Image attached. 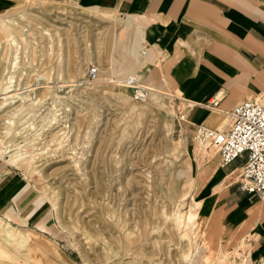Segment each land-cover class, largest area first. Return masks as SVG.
Segmentation results:
<instances>
[{
	"label": "rangeland",
	"instance_id": "obj_1",
	"mask_svg": "<svg viewBox=\"0 0 264 264\" xmlns=\"http://www.w3.org/2000/svg\"><path fill=\"white\" fill-rule=\"evenodd\" d=\"M106 11L73 0H16L0 11V87L17 97L3 106L0 95V160L18 174L15 195L0 205V264H188L193 247L172 214L192 197L203 201L204 161L215 148L199 164L201 146L180 117L186 104L150 98L169 74L133 52L121 16ZM132 74L142 98L126 81ZM210 116L219 128L231 121ZM209 212L205 204L208 264L239 263L246 236L222 235Z\"/></svg>",
	"mask_w": 264,
	"mask_h": 264
},
{
	"label": "crops",
	"instance_id": "obj_2",
	"mask_svg": "<svg viewBox=\"0 0 264 264\" xmlns=\"http://www.w3.org/2000/svg\"><path fill=\"white\" fill-rule=\"evenodd\" d=\"M15 1L0 0V11ZM73 1L123 13L120 28L131 38L133 52L145 48L141 55L151 65L161 62L171 78H161L153 88L186 104L183 112L190 127L219 126L211 113L227 116L225 111L243 98L264 103V0ZM172 83L173 93L170 87L165 89ZM210 100L217 101V108L207 106L212 105ZM242 161L243 156H238L221 166L215 149L204 161L200 194L222 235L242 230L251 258L264 262V199L239 188ZM17 183L16 170L0 160V205L15 195ZM214 184L219 185L215 190Z\"/></svg>",
	"mask_w": 264,
	"mask_h": 264
},
{
	"label": "built area",
	"instance_id": "obj_3",
	"mask_svg": "<svg viewBox=\"0 0 264 264\" xmlns=\"http://www.w3.org/2000/svg\"><path fill=\"white\" fill-rule=\"evenodd\" d=\"M123 16V13H119ZM142 52L145 53L144 49ZM99 69L96 65L87 68V75L91 80L96 79ZM135 89V96H145L144 88L136 84L135 75L126 78ZM217 108L216 100H210ZM231 121L224 127H211L203 123L193 126V139L200 145L214 147L219 154V164L225 166L238 156H243L242 165L238 173L239 188L264 199V103L254 97L243 98L226 110ZM185 120V113H181Z\"/></svg>",
	"mask_w": 264,
	"mask_h": 264
},
{
	"label": "bare ground",
	"instance_id": "obj_4",
	"mask_svg": "<svg viewBox=\"0 0 264 264\" xmlns=\"http://www.w3.org/2000/svg\"><path fill=\"white\" fill-rule=\"evenodd\" d=\"M97 77H98V75H97ZM97 77H96V79H97ZM9 80H10V77H9ZM13 91L14 90L10 89V86H8V85H4V86L0 87V95H5L4 98H3L4 102L1 103L3 106L4 105L5 106L8 105V103L14 102V98H17V97H15V93L13 95L9 94V93H11ZM180 93L181 92H179V94ZM17 95H19V94H17ZM150 98H152L155 101H160L163 106L165 105V98H163L161 96V94L159 95L158 92H156V91L152 93ZM3 103H5V104H3ZM226 115L231 120L230 115L228 113H226ZM8 124H10L9 121H8ZM66 137H67L66 131H62L60 134H58L57 139L59 141H62L64 139H66ZM196 146L199 147V144L197 143ZM62 147H63L62 145L59 146V148L63 149ZM15 149H16V152H22V151L25 150L20 145L15 146ZM206 155H207L206 148H204V146L203 147H199L198 150H197V159H198L199 164L203 162V160L205 159ZM202 207H203V201L201 199L198 200V199H195L194 197H192L190 205H189V208L186 211L181 212L180 210H177V211L173 212V214H172V217H173V220H174V224H176V226L178 228L177 230H179V234L182 237H187L188 241L190 242V244L193 247V251L191 253H189L188 255L186 254V256L184 257L185 260L188 261V264H194L197 261H199V257L202 256V254L204 255V259H203L201 264H208L209 261L211 262L210 258L212 257V255H211L212 252L204 245L203 242L200 241V238L202 237V234H203V229H202V226H201V218H200L201 217ZM4 223H5L4 220L2 218H0V225L3 226ZM39 227L44 228L43 225H40V224H39ZM7 234H8V232L4 231V234H1V235L4 237V235L7 236ZM21 236H22V240L19 239L20 242L26 244V242H28V240H29L30 234L28 232H24V233L21 234ZM28 248H29V246H28ZM241 252H242L241 253L242 256H241V259H240L239 263H237L235 260H233L231 262V264H264V262L261 261V259H257L255 262H253V260L251 258V255H250V251L248 249L247 241L244 242L243 251H241ZM221 253H222V251L218 250L217 254H220L222 256L223 254H221ZM38 264H39V262H38Z\"/></svg>",
	"mask_w": 264,
	"mask_h": 264
}]
</instances>
